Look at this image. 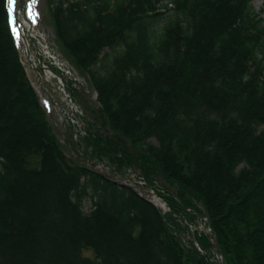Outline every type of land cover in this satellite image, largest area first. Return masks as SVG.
<instances>
[{
  "label": "trees",
  "instance_id": "1",
  "mask_svg": "<svg viewBox=\"0 0 264 264\" xmlns=\"http://www.w3.org/2000/svg\"><path fill=\"white\" fill-rule=\"evenodd\" d=\"M254 1L46 0L53 49L99 106L73 158L0 0V264H216L206 233L184 242L195 213L224 264H264V10ZM88 162L141 180L168 212Z\"/></svg>",
  "mask_w": 264,
  "mask_h": 264
},
{
  "label": "rangeland",
  "instance_id": "2",
  "mask_svg": "<svg viewBox=\"0 0 264 264\" xmlns=\"http://www.w3.org/2000/svg\"><path fill=\"white\" fill-rule=\"evenodd\" d=\"M16 3H17L16 0H7V10H10L11 8H13L14 5L16 7ZM32 4L34 5V13H35L34 14L35 16L34 25H33L34 32L37 33V35H39L40 37H42L45 43L41 41L42 39H38V40L41 42L42 45L43 44L47 45L48 48L45 49L39 46L38 50L36 51L35 49H32V50L30 49V51H32V53H34V56H35V58L32 56L30 57L31 62L34 65H36L38 64V61L40 59L45 63V65H43V69L45 71L43 72V74L47 75L49 78L48 79L46 77L45 79L51 82V87L53 91L57 94V96L59 95V97L64 99L65 106L68 107L70 110L73 109V105H71L72 101L70 99V97L73 98V93L71 92V88L66 85L64 79H66L67 83H69L68 81L70 78L74 79L76 82V86H75L76 92H78V90L83 91L86 96H88L90 99L94 100L95 102V96H94L95 94L93 90L90 88L87 80L83 76L79 75L75 69H72L66 60H64L60 56L57 57L56 54L58 53H56V51L53 49V46L51 48L50 44L52 43L53 45V42L56 41V37H55V32H54L52 21H51L49 6L46 0H32ZM253 7L255 11H259L261 8H263L264 10V0H255L253 3ZM262 17L264 18V14L262 15ZM45 51H47L48 54ZM48 68L52 71H50ZM24 69H25V72L27 73L28 78L29 76L33 77L29 72H27L28 70L26 66H24ZM36 93H37L36 95H38L37 97L39 99V103L41 107L45 110L47 117L49 119V122L51 124V127L58 141L60 142L61 148L63 152L65 153V155L68 157L69 156L73 157V158L76 157L77 154L78 156H82L83 153H82V146H81L82 141L81 140L83 136L85 135V133L82 131L83 126L74 124L75 126L68 125V127H66V123H63L60 125L59 122L57 123L56 119L55 120H53V118L51 119L47 105L43 102V99L41 98L40 93H38L37 91ZM84 121H85V126H86L87 125L86 119H83L81 123H84ZM75 130H76V133H75ZM89 164L93 166L96 170H99L100 167H103L104 169L103 171L105 173L116 175V173H112L110 169H108L109 167L107 168L104 165L94 164L93 162H88L87 166H89ZM116 176H122V175H116ZM127 177H132V176L129 175ZM135 182H137V184L144 185V183L141 180L140 181L135 180ZM140 185H137V186H140ZM152 192L157 197V194L153 190ZM158 206L159 205H156V207L161 211V209ZM82 209L84 212H88L90 210V203L88 201H85L82 205ZM162 209L164 210V211L163 210L161 211L163 214L168 212V208L166 207L165 204ZM183 224L186 225V223L184 222ZM202 230H203V227L200 225V223H197V222L191 223L187 231L188 234L186 233L185 235L183 234L184 242H187L188 239L193 240L194 231H202ZM193 244H194V247L195 245L199 247V245L195 243V241H193ZM83 256L89 259L93 258V254L88 250L83 251ZM212 261L215 262L216 264H219L218 256L215 255Z\"/></svg>",
  "mask_w": 264,
  "mask_h": 264
},
{
  "label": "water",
  "instance_id": "3",
  "mask_svg": "<svg viewBox=\"0 0 264 264\" xmlns=\"http://www.w3.org/2000/svg\"><path fill=\"white\" fill-rule=\"evenodd\" d=\"M82 103L83 105H86L85 102L82 100ZM96 107L99 108L98 104H96ZM106 130H107V134L111 135L112 132L110 131V127L107 126L106 127ZM127 148L130 150V153L133 154L135 153L131 148H130V144L127 143ZM90 169H92L93 171L97 172L99 175H101L102 177L114 182V183H117L118 185H122V186H126V187H129L130 189L134 190L135 192L139 193V194H142L143 196L145 197H150V196H153V197H156V195L152 192V190L150 189V187H146V185L144 184V186H137L135 181L133 180V178H128V177H123V176H116V175H111V174H107L105 173L103 170V167H100L99 170H96L93 166H91L89 164ZM160 186L164 189H166L167 191H169L170 193H173L172 195V199H174L177 203H180L177 195H176V190L174 188H172L170 185H168L166 183V181L163 179L162 176H160V179L158 180ZM150 195V196H149ZM161 202L162 200L159 199ZM151 202V201H150ZM195 217L199 220L200 222V225L203 227V230L202 232L206 233L209 238H210V243L213 247V251L215 252V254L218 256V259H219V263L220 264H224V261H223V258L220 254V250H219V247H218V244L216 242V239L215 237L213 236V234L211 233V229H210V226H209V222L206 218V216L204 214H194Z\"/></svg>",
  "mask_w": 264,
  "mask_h": 264
},
{
  "label": "bare ground",
  "instance_id": "4",
  "mask_svg": "<svg viewBox=\"0 0 264 264\" xmlns=\"http://www.w3.org/2000/svg\"><path fill=\"white\" fill-rule=\"evenodd\" d=\"M25 50H26V48H25ZM26 52H27V50H26ZM149 196H150V195H149ZM149 198H150L151 201L154 202L155 204L160 205V206L163 205L162 202H161L157 197L150 196Z\"/></svg>",
  "mask_w": 264,
  "mask_h": 264
},
{
  "label": "built area",
  "instance_id": "5",
  "mask_svg": "<svg viewBox=\"0 0 264 264\" xmlns=\"http://www.w3.org/2000/svg\"><path fill=\"white\" fill-rule=\"evenodd\" d=\"M163 208V206H161V210H163L162 209ZM164 211V210H163ZM195 248L198 250V251H200V249H199V247L197 246V245H195ZM201 252V251H200Z\"/></svg>",
  "mask_w": 264,
  "mask_h": 264
},
{
  "label": "flooded vegetation",
  "instance_id": "6",
  "mask_svg": "<svg viewBox=\"0 0 264 264\" xmlns=\"http://www.w3.org/2000/svg\"><path fill=\"white\" fill-rule=\"evenodd\" d=\"M92 115H94V114H92Z\"/></svg>",
  "mask_w": 264,
  "mask_h": 264
}]
</instances>
